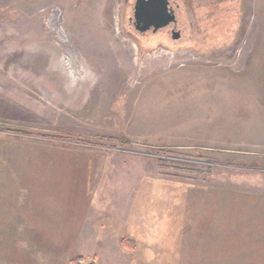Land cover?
Returning <instances> with one entry per match:
<instances>
[{
	"label": "rangeland",
	"instance_id": "1",
	"mask_svg": "<svg viewBox=\"0 0 264 264\" xmlns=\"http://www.w3.org/2000/svg\"><path fill=\"white\" fill-rule=\"evenodd\" d=\"M170 2L139 33L134 0H0V264H264V0ZM67 157L83 228L35 229L26 159Z\"/></svg>",
	"mask_w": 264,
	"mask_h": 264
},
{
	"label": "crops",
	"instance_id": "2",
	"mask_svg": "<svg viewBox=\"0 0 264 264\" xmlns=\"http://www.w3.org/2000/svg\"><path fill=\"white\" fill-rule=\"evenodd\" d=\"M26 160L27 165L29 161L33 165L37 163L41 165L39 161H43V169L48 171V175H46L48 179L44 181L43 189L51 191L50 194H41L36 197L38 201L34 205L41 209L35 208L31 214L34 213L41 217L35 219L34 224L36 225L33 228L66 231L82 229L93 198L88 183L81 178L80 171H77V167H82L85 164L84 160L82 158L74 160L69 157L63 160L53 158L46 160L29 158ZM53 191H59V193L52 194ZM67 191H76V193L69 194ZM28 199L33 198L28 195ZM28 203L32 204L33 202L29 201ZM48 205L55 209L46 208ZM60 248L62 247L60 246ZM70 251L72 250L70 249L65 254V249L45 248V261L63 264L62 261L66 257L64 264H68V261L74 257Z\"/></svg>",
	"mask_w": 264,
	"mask_h": 264
},
{
	"label": "water",
	"instance_id": "3",
	"mask_svg": "<svg viewBox=\"0 0 264 264\" xmlns=\"http://www.w3.org/2000/svg\"><path fill=\"white\" fill-rule=\"evenodd\" d=\"M132 21L139 33L156 32L177 22L170 0H134ZM179 36L180 32L172 29V37Z\"/></svg>",
	"mask_w": 264,
	"mask_h": 264
},
{
	"label": "trees",
	"instance_id": "4",
	"mask_svg": "<svg viewBox=\"0 0 264 264\" xmlns=\"http://www.w3.org/2000/svg\"><path fill=\"white\" fill-rule=\"evenodd\" d=\"M85 262V258L79 256V257H72L68 264H83ZM88 264H94V262H89Z\"/></svg>",
	"mask_w": 264,
	"mask_h": 264
}]
</instances>
